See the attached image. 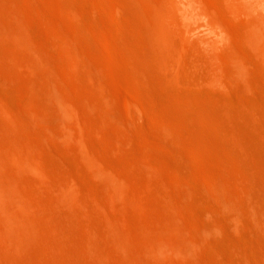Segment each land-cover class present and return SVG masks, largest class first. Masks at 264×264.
Here are the masks:
<instances>
[{
	"label": "bare ground",
	"instance_id": "bare-ground-1",
	"mask_svg": "<svg viewBox=\"0 0 264 264\" xmlns=\"http://www.w3.org/2000/svg\"><path fill=\"white\" fill-rule=\"evenodd\" d=\"M69 1L0 0V83L9 81L7 86L11 87V84L16 85L18 81L22 85L21 88L26 90L24 92L27 95H25L26 98H22L24 104L18 106L17 109L12 108L14 106L10 107L11 105L0 107L5 116L1 114L4 119L0 120V223L12 234L4 236L6 246L23 253L24 249L30 248L31 250L32 242H37L39 245L36 244V246H39L41 250L37 252L39 256L42 252V257L37 258L31 255V250L29 254H24L25 258L22 259L21 264H51L52 262L65 264L63 259L65 253L64 255L61 253L71 250V247H68L69 250L65 248L67 239L60 241L61 238H55V236L67 235H64L66 230L60 216L64 210L61 211L60 207L67 205V208L71 206V209L75 210V207L79 206L83 208L86 217L87 213L90 214V210L85 208L86 201H83L79 185L74 179L62 180V176L58 179L59 182L55 179V182L52 181L53 168H50L45 151L36 141L39 139H36L34 135H32L34 140H31L30 136V141H23L19 138L17 131H25V127L28 126L30 129V124L33 123L53 144L58 146L72 144L77 151L78 158L86 167L84 169L88 173V178L91 180L95 178L97 181L95 190L99 199L94 202V206L104 210L110 221L99 222L93 226L89 223V227L86 226L85 221H82L85 222L84 227L89 228L90 233L86 229L89 235L85 239L82 238L84 240L79 235L78 238L81 239L79 241L82 243L75 239L77 243L85 247V251L88 248L86 252L91 258L89 264H105L104 260L110 256L109 251L103 249L107 242L117 245L122 257L127 258L125 263L128 264H152L154 260L161 264H221L216 260H214L216 262L211 261L212 256L214 259L225 256L224 252L222 253V250H218L214 245L217 237L226 236L230 231L238 232L240 227L246 225L248 227L264 225V183L262 182L264 160L259 159L258 153L253 156L254 160L250 166L251 161L246 164L241 160L245 165L242 164L236 152L249 155L250 146H252V143L249 144L248 141L249 146L246 141L248 138L246 132L250 133L246 128L249 129V126L246 124L248 126L246 127L244 123H241L245 130L238 127L224 129L222 123L228 121L224 117L225 113L227 112V116L230 112L222 113L229 104L225 105L226 101H224L226 106L224 108V105H221L223 101L216 103L215 108L218 109V105L222 106L218 109H222V112L218 113L224 115L222 118L224 117L226 121L221 120L217 110L213 109L210 101L200 93L203 92L199 91L200 85L199 88L196 83L195 85L191 83L192 86L199 88L198 90L195 88L196 91L193 92L185 90V86L191 82V76L188 77L189 71L193 72L190 75H194L197 71L195 69L200 66V70L202 69L200 72L204 74L203 67L206 69V66L203 64L206 65L213 59L215 63L218 61L219 56L216 54L218 58H215L211 49L212 45H207V49L211 47V50L207 52L212 51L213 54H209L214 56L208 63H204L207 60L202 61L201 57L199 60L197 58L198 61L195 59L197 56L193 57V54L199 50V47H197L198 50L195 49L196 46L210 38L219 45L221 50H224L221 52L225 53L223 58H219L222 62L226 58L225 65L220 64L221 67H219L224 72L222 75L227 69V74L221 76V79L228 80L224 77L228 76L229 81L233 80L229 82L230 84L235 80L236 85L237 80L239 84L241 83L240 86L245 84L238 78H243L241 80L247 78L246 80L252 83L251 80L249 81L251 75L249 69L254 66L248 68L247 61L248 66L245 67L248 55L245 56L241 49L247 53L245 46L250 47V54L255 52L253 56L257 55L254 58L257 56L261 59H259V64L262 69L264 66L261 65V62L264 63V0H93L96 4L95 9H98L100 14L90 13L83 7L70 4ZM40 2L49 13L48 16L46 15L48 18H43L48 19V25H45L49 28L41 27L44 26L43 23L41 26L36 23L38 18L46 14L44 7L42 8L44 12L40 9ZM224 12L227 14L229 12L232 17H235L234 20L241 19V24L237 26V29L229 25L230 22L228 23L226 18L231 21V15L226 16ZM51 13L58 14L59 17L52 16ZM105 16L107 19L111 18L112 22L109 23L110 20L107 22ZM51 32L63 36L62 42L55 43L56 45L58 43L60 50L53 46L55 44L49 35L52 34ZM83 34L87 36L93 34L97 39L92 40L91 35L87 37ZM128 34H136L137 38L131 39ZM224 34H230V36ZM232 36L242 42L241 49L237 50L240 48V42L236 40L239 47L235 49L237 46L235 42H232L234 47L230 44V40L226 39ZM54 47L59 50L57 54L51 50H54ZM194 49L196 51L193 53ZM197 53L199 56L201 51ZM203 54H201L202 58ZM125 55L130 58L127 59ZM199 61L203 64L200 62L202 65H197ZM209 67L211 68V65ZM209 67L207 68L210 72L214 73ZM245 68L247 74H245ZM197 72L195 76H200L196 75ZM211 73L207 75L208 81L211 79L209 78ZM204 75L206 76V73ZM11 79L15 81L10 83ZM196 79L198 84L201 83L198 78ZM207 79L205 77V80ZM205 80L203 78L201 81L205 82ZM215 80L218 81L217 78ZM225 80L222 79V81ZM248 82L246 84L249 88L251 83L248 84ZM152 83L166 89L173 99L166 95L156 96L150 85ZM212 84L214 86L215 83ZM254 84L251 85L255 89L260 88L257 81L255 85L259 87ZM15 85L12 87H17ZM21 85L18 86L17 91L22 90ZM191 85L189 87H192ZM207 85L212 88L209 83ZM235 85L234 90L236 91ZM225 86L217 85L216 87L221 90ZM243 86L240 88L243 89ZM208 87H206L207 90L205 89L206 92L212 90H208ZM253 87L251 90H254ZM123 89L128 91L127 95L121 93ZM226 89L229 88H223L224 91ZM24 92L22 91L23 95L18 94V96L24 97ZM249 92L252 91L249 90ZM217 93L222 97V94ZM217 93L215 92L216 97H213L216 100L218 97L221 98L217 96ZM245 96L248 98V95L245 94ZM231 98L230 100H233L234 97ZM237 99L243 101L240 95ZM145 103L152 105L155 109L150 116L146 112ZM242 104L244 105L241 102V106ZM249 104L246 103V107L253 109L258 103L252 105L250 100ZM120 105L124 108L123 111ZM251 109H249L251 113L257 112ZM126 111L138 120L148 118L151 126L149 128H152L153 135H155L151 138L152 132H150L149 135L143 137L144 143L147 144L146 147L148 146L151 151L140 152L137 163L138 166L147 168L151 177L146 178L138 188H134V181L129 174L119 171L96 156L91 151L86 137L90 133H96L97 136L98 133L105 136H112L115 133L114 136H116V126L123 128L124 124L127 125V122H123L126 120L123 118ZM240 118L243 120L242 116ZM262 119H264L263 116ZM256 120L258 116H255ZM248 122L254 124L253 119ZM262 122H258L255 128L252 124L250 127L257 131L260 123L263 127ZM226 124L225 127H228ZM122 128L119 129V133ZM260 130L262 128H259ZM229 131L236 137V141L227 138ZM253 134H250L252 138L249 136L251 142L256 133ZM117 136L116 139H119ZM257 136L259 140L258 131ZM113 140L116 142L115 139ZM95 141L96 144L101 142L100 139ZM262 144L264 141L261 142ZM256 147L257 144L251 150ZM252 152L254 153V150ZM152 156L157 162H152ZM54 169L57 170L56 167ZM153 184L167 186L170 198L165 208L168 213L161 217L162 226L157 230L151 229L147 224L141 226V234L145 240L141 243L138 240L139 236L137 237L134 233L132 215L134 211L146 214L147 191ZM199 186L206 190L211 199L210 202L207 201L209 197H206V201L201 198ZM200 205H205V207L200 208ZM69 209L68 211L71 210ZM69 214L75 216L72 213ZM96 214L98 215L97 211ZM68 216L62 214L63 222L68 223L67 227L65 226L67 229L72 223L70 221L73 220L71 216L72 220ZM85 216L79 217H83L84 220ZM65 217L70 218L67 223ZM74 219L78 220L77 217ZM73 226H76V222L70 228ZM121 227L126 228V234L122 233ZM70 228L69 232L72 231ZM73 231V234H79L78 230H76L77 233ZM256 231L258 234V230ZM241 232L243 231H239ZM74 237L77 236L72 238ZM250 239H252V234ZM75 246L80 248L75 249L82 251L81 246ZM257 246L260 247V245ZM237 248H234L233 257L237 256L236 250L239 251ZM72 250L75 252L74 248ZM257 252L260 255L262 251ZM244 253L241 252L245 256ZM76 254L74 256L72 252L69 253L72 258L74 256V259L68 257V260L72 259L73 264L78 262L80 264L82 259ZM207 254H211V257L207 256L208 260L205 258ZM112 256L114 257L113 254ZM81 262L83 264V261ZM263 262L262 259L261 264ZM245 263L248 264L247 261Z\"/></svg>",
	"mask_w": 264,
	"mask_h": 264
},
{
	"label": "rangeland",
	"instance_id": "rangeland-1",
	"mask_svg": "<svg viewBox=\"0 0 264 264\" xmlns=\"http://www.w3.org/2000/svg\"><path fill=\"white\" fill-rule=\"evenodd\" d=\"M54 1H57V0H54ZM67 1H69V0H67ZM81 0H70L69 1V3L70 4H74L75 6H79V7H83L84 9H86L88 12H94V13H97L98 12V14H100V12L98 11V9H95V7H96V4L94 3V1L93 0H82L81 2H80ZM222 4L224 3L223 1L221 2ZM39 6H41L40 7V9H42L43 7H44V9L46 8L45 6H43V4H42V2H40L39 3ZM89 6V7H88ZM222 6H225V5H222ZM94 7V8H93ZM89 8V9H88ZM222 8H224V7H222ZM44 9H42V11L44 12ZM91 9V10H90ZM94 9H95V11H94ZM223 10H225V9H223ZM225 12H227V11H225ZM224 12V14L226 15L227 13H225ZM44 13H46L42 18H38V20L36 21V23L39 25V26H41L42 25V23H43V25L44 26H41V27H43V28H46L47 26L46 25H48V22L49 21H47L48 19H43V18H48V17H46V15L48 16V11H47V9H45V12ZM51 15L52 16H58V14L56 15H53L52 13H51ZM95 15V14H94ZM229 15H231L229 12H228V14L226 15V16H229ZM226 16H225V18H226ZM59 17V16H58ZM58 17H55V18H58ZM232 15L230 16V19H231V21L230 20H228L227 18H226V20H227V22L229 23V25L232 27V28H238L239 26H240V24H241V19L239 18V19H233V18H235V17H232ZM43 19V20H42ZM105 19H107V17L105 16ZM84 20H86V19H84ZM108 20H110V22L108 21ZM237 20V21H236ZM42 21V22H41ZM44 21H45V23H44ZM107 22H109V23H111L112 21H111V18H109L108 17V19L106 20ZM41 22V23H40ZM46 24V25H45ZM68 25H70V22L68 21ZM46 26V27H45ZM86 26V25H85ZM84 26V27H85ZM238 26V27H237ZM47 28H49V27H47ZM86 30H87V27L85 28ZM85 29H83L84 30V32L86 33V30ZM52 33V32H51ZM50 35V37L52 38V40H53V44H55L57 41H58V43H60V42H62L63 40H64V38H63V36L62 35H60V34H55V32H53L52 34H49ZM83 35H85V36H87L86 34H83ZM92 37H91V39L93 40H96L97 38L95 37V35H93V34H90ZM90 35L88 34V36L90 37ZM212 35V34H211ZM224 35H226V34H224ZM230 36V34H227L226 36ZM62 36V37H61ZM87 36V37H88ZM128 36L131 38V39H136L137 38V35L136 34H128ZM61 37V38H60ZM234 37L232 36L230 39L229 38H227L226 37V39H228V40H230V44H232V46H234V44H235V49H237V47H239L238 45V42H240V40L239 39H237V38H234ZM57 39V40H56ZM228 40H226V41H228ZM238 42H237V41ZM229 42V41H228ZM232 42H235L234 44L232 43ZM236 42H237V44H236ZM58 43H57V45H58ZM52 44V45H53ZM240 48H238L237 50H239V49H241L242 48V42H240ZM56 44L55 45H53V46H56L57 47V49H59L60 50V46L58 47ZM207 45H212L210 48L212 49V51L214 52V54H215V58H218L217 57V55L219 56V58L221 59V58H223L224 57V55H225V53L224 52H221V51H224L223 49L221 50V48L219 47V45L217 44V43H215L211 38L210 39H208L207 41H205V42H203V43H200V45H197L196 46V50H198V48L197 47H199V50L197 51V52H200L201 51V53H199V56H198V53L196 52L195 54H193V57H195V56H197V57H195V59H196V61H198L199 60V57H201V59H203L202 61H204V60H207V61H204V63H208V61H211L212 59H213V57L212 56H210V54H213V53H211V52H207V51H209V49H207ZM53 46L51 47V48H53ZM56 47H54V50L53 49H51L55 54H57V52L59 51V50H56L55 48ZM246 48L248 49V50H246ZM193 50V53H194V51H196V50ZM204 49H207L206 51H204ZM210 49V50H211ZM56 50V51H55ZM251 49H250V47H246L245 46V51L247 52V53H244V51L241 49V51L243 52V54L245 55V56H247L248 55V57H246L247 58V60H245V64L247 63V61H248V63L247 64H249V67L248 68H251L252 66H254V68L252 67L251 69H249V70H251V72L249 73V74H253L252 75V77H251V75L249 76V81L251 80L252 81V83L251 82H248V80H246L245 78H244V80H241V79H243V78H238V80L240 79V81L242 82L243 81V83L245 84L243 87V89H241L240 87H242V86H240V84L238 83V81L236 80V85H235V80H234V83H229V82H233V80H231V78H230V80L231 81H229V77L228 76H224V77H226V79H228V80H225L224 78H222L223 80H225V81H222V79H221V76H223V75H226L227 73V69L225 70V68L224 67H222V69H224L225 70V74H223L222 75V73H224L222 70H221V68L219 69V67H221V65L222 64H224L225 65V63H224V61H225V59H224V61L222 62V61H220V59L218 58V61L215 63L214 62V60L215 59H213V61H211V62H209L210 63V65H211V68L209 67L210 65H209V63L208 64H203V62L202 61H199L198 63H196L197 65H204V66H206V69H205V67H203V69H204V74L206 73V76L203 74V72L201 73L200 71H202V69L200 70V66H198L197 67V65H196V67H197V69H195V70H197V71H195V72H197V74L196 75H200L201 77H203L204 78V80H205V77H206V79H207V75L209 76V74L208 73H211L210 72V70L207 68V67H209L210 69H212L211 71L212 72H214V73H211V75H210V77L209 78H211V79H209V81H208V79L207 80H205V82H202L203 81V78H201L200 76H195V72H194V75H190V74H193V72L191 73V71H189L190 72V74L188 75V77H190V84L189 85H187V86H185L186 87V89L185 90H187V91H189V92H193L194 90H195V88H196V90H198L199 88H200V86H201V88L199 89V91H203V92H200L205 98H207L206 100H208V101H210V103H211V106L213 105V109H215V110H217V114H219V116H220V118H221V120H224V117H225V119L227 120L228 119V121H226V120H224V121H226L225 123H222L223 125H224V129H226V130H229V129H232L233 127H238V128H243L242 127V124L241 123H244V126H246V124L249 126H246V127H248L249 129H247L246 128V130L247 131H250V133L249 134H247L248 132H246V136L248 137V138H246V141H247V144H248V141H249V144H251L252 143V146H250L249 144V146H250V153H249V155H246V154H242L241 152H240V154H241V157H240V154H239V151H237L236 153H238L237 154V157H238V159L240 160V162L242 163V161H244L246 164H248L249 163V161H251L250 162V164H249V166L251 165V163H252V161L254 160V158H253V156L254 155H257L258 153H259V159L261 160V158H262V160H264L263 159V157H264V152H263V148H264V144H262L261 145V142L263 143V141H264V119H262V116H263V118H264V70H262L263 69V67H262V69H261V67H260V60L258 59V57L256 56V58H254V56L255 55H257V54H255L254 56H253V53H255V52H253V50H252V52L253 53H251L250 54V51ZM203 52H205L204 54H203ZM210 53V54H209ZM128 55H129V53H127ZM201 54H203V58H202V55ZM207 54H209V55H207ZM217 54V55H216ZM227 54V53H226ZM247 54V55H246ZM195 55V56H194ZM201 55V56H200ZM127 55H125V57H126ZM205 56V57H204ZM208 56H210V57H208ZM221 56V57H220ZM223 56V57H222ZM251 56V57H250ZM130 57H128L127 56V59H129ZM197 58H198V60H197ZM207 58H209V59H207ZM212 58V59H211ZM200 59V60H201ZM258 59V60H257ZM222 62V63H220V62ZM250 61V62H249ZM254 63H253V62ZM256 61H258L257 63H256ZM200 62H202V64L200 63ZM219 62V63H218ZM252 62V65H250V63ZM213 63V64H212ZM256 63V64H255ZM215 64V65H214ZM221 64V65H220ZM245 65V67L247 68V66L248 65ZM220 65V66H219ZM261 65H264V63L263 62H261ZM213 66H214V68H213ZM251 66V67H250ZM201 67V68H202ZM218 67V68H217ZM226 67V66H225ZM246 68H245V74H247L246 72ZM199 69V70H198ZM209 70L208 71V73L206 72V70ZM214 69L216 70V71H214ZM217 69H218V71H217ZM248 70V69H247ZM219 71L221 72V73H219ZM216 72H217V74H216ZM202 75H201V74ZM213 74H214V76H213ZM221 74V75H220ZM215 75H217L216 77H215ZM220 75V77L218 78V76ZM194 76V77H193ZM247 77H248V75H246ZM245 76V77H246ZM254 77H256L255 79H254ZM196 78H198L199 79V82H201V83H199L198 84V80L196 79ZM217 78L218 79V81L217 80H215V79ZM251 78V79H250ZM220 79V80H219ZM254 79V80H253ZM12 81L10 82V83H13V81H15V79H11ZM193 80H195L194 82H193ZM202 80V81H201ZM206 81L209 83V86H212V88H209L208 87V83H206ZM220 81V82H219ZM224 82V83H227L228 85H224V83H222V82ZM227 81V82H226ZM248 82V84L249 83H251V84H256V81H257V84L258 85H260V88H257V89H255L251 84H249V88H248V86H247V82ZM254 81V82H253ZM211 82V83H210ZM260 82V83H259ZM4 83V84H3ZM3 83H0V84H2V85H0V107L2 106H10V107H12V106H14V107H12V108H18V106H21L22 104H24V99L22 100V98H26V93L24 92V91H26V90H23V88H21L22 87V85L18 82V81H16V85H17V87H12V86H14V85H12L11 84V87H10V85L9 86H7V84L9 83V81H7V83L6 82H3ZM6 83V84H5ZM15 83V82H14ZM19 83V84H18ZM191 83H192V85H195V83L197 84V86H199V88L196 86V87H194V86H192L191 85ZM203 83V85H205L206 87H208V90H210V89H212V90H210V91H208V92H206V87L205 86H203V85H201ZM205 83V84H204ZM212 83H215L214 84V86H213V84ZM219 83V84H218ZM222 83V84H221ZM242 83V84H243ZM235 85V89H236V91L234 90V85ZM239 84V85H238ZM254 84V85H255ZM15 85V86H16ZM19 85H21L20 86V89H22V90H20V91H17L18 90V86ZM151 85V87L153 88V90L155 91V93H156V96H169V97H171L172 98V96L170 95V93L166 90V89H163V88H161V87H159L157 84H154V83H152V84H150ZM192 86V87H189V86ZM219 86V87H221L222 85L223 86H225V87H223V88H229V89H226V91H224L223 90V88L220 90V88L218 87H216V86ZM230 85H232L233 86V90H231L232 89V86L230 87ZM258 85H255V86H258ZM4 86H6V87H4ZM240 86V87H239ZM246 86H247V91L245 90L246 89ZM205 87V88H204ZM216 87V88H215ZM254 88V90H251V88ZM259 87V86H258ZM16 88V89H15ZM187 88H190V89H187ZM194 88V89H193ZM198 88V89H197ZM203 88H204V90H203ZM191 89H192V91H191ZM195 90V91H196ZM228 90V91H227ZM249 90L250 91H252V92H249ZM22 91L24 92V97H21V95H19L18 96V94H22L23 95V93H22ZM236 92L237 94H238V91H239V94L238 95H236V93H234V92ZM21 92V93H20ZM198 92V91H197ZM216 92H219L220 94H222V97L224 96V100L222 99V97L217 93V96H220L221 98H217V100H216V98L214 99L213 97L215 96V94L214 93ZM224 92H226V93H224ZM121 93H126V95H127V93H128V91L127 90H125V89H123V91H121ZM230 94H231V97H234L233 98V100H230ZM245 94L246 95H248V98H247V96H245ZM256 94H257V96H256ZM26 95V96H25ZM123 95H125V94H123ZM125 95V96H126ZM239 95L242 97V100L243 101H241V99L239 100V99H237V98H239ZM243 95H244V97H246V98H244L243 97ZM258 95H260V97H258ZM216 97V96H215ZM251 97V98H250ZM255 97H258L257 99L255 98ZM19 98H21V99H19ZM253 98V99H252ZM173 99V98H172ZM232 99V98H231ZM237 99V100H236ZM246 99H247V101H246ZM255 99L257 100L256 102H255ZM16 100V101H15ZM223 101V104L221 103V101ZM227 100H229V101H227ZM239 100V101H238ZM251 100V104L253 105V104H255V103H258V104H260V105H258V104H255L252 108L253 109H251V107H249L250 106V104H249V101ZM253 100V101H252ZM216 101V102H215ZM219 101H220V103H221V105H224V101H226V103H225V105H227V103L229 104L228 105V108H226V106L224 105L223 107L224 108H226L224 111H223V113L222 114H224L226 111H228V113L230 112V114H228L227 116H226V114H227V112L225 113V116L224 115H220V113L222 112L221 110L222 109H220V110H218L219 108H222V106L220 107L219 105H218V109H217V107L215 108V105L217 106V104L216 103H219ZM238 101V102H237ZM23 102V103H22ZM213 102V103H212ZM241 102L242 103H244V105L242 104V106H241ZM18 103L20 104V105H18ZM232 103V104H231ZM246 103H247V105L249 104V106H247L248 107V110H247V107H246ZM261 103H262V105H261ZM148 104V103H147ZM146 103L144 104L145 105V109H146V112L148 113V116H150L151 114H153V112H154V108L152 107V105H147ZM236 104H237V106H236ZM231 105V106H230ZM257 105V106H256ZM125 106V104L123 105V107ZM122 107V105H120V109L122 110V109H124V108H121ZM230 107V108H229ZM241 107H242V110H241ZM237 108V109H236ZM240 108V109H239ZM249 109H251V110H254L255 112L257 111H260V113H254V112H252V113H254L255 114V116L257 117L258 116V120L260 119V116H261V119L258 121V120H256L255 121V116H253L254 114H252L251 113V111H249ZM125 110H126V108H125ZM123 111V110H122ZM220 111V113H218ZM242 111H243V113H242ZM249 111V112H248ZM262 112V113H261ZM242 113V114H241ZM246 113H247V115H246ZM250 114V117H252V118H250L248 115ZM1 114H2V116H4V114L1 112V110H0V120H1V118L2 119H4V117H1ZM257 114V115H256ZM230 115V116H229ZM245 115V116H244ZM252 115V116H251ZM222 116H224L223 118H222ZM240 116H242V118H243V120H245V119H247L246 121H244L243 122V120L240 118ZM247 116L250 118H247ZM239 117V118H238ZM123 118H125L126 120H123V122H127V125L126 124H124V126H123V128L122 127H119V126H116V129H117V134H116V136H117V138H119V139H116V136H114V134H112V136H105V135H102V134H100V133H98V136H97V134L96 133H90V134H88L86 137H87V140L89 141V146H90V149H91V151L96 155V156H98L103 162H107L108 164H111L112 166H114L116 169H118L119 171H121V172H125V173H127V174H129L131 177H132V179H133V181H134V188H138L139 186H141L144 182H145V180H146V178H150L151 177V174H150V172H149V170L147 169V168H142V167H140V166H138V160H139V153L140 152H142V151H151V149H149L148 148V146L146 147V145L147 144H145L144 142V139H143V137L145 136V135H149L150 134V132H152V128H149V127H151L150 126V122L148 121V118H140L139 120L137 119V117H135V116H130V114L128 113V111H126V114L123 116ZM238 118V119H237ZM240 119V120H239ZM253 119V122H254V124H252V123H249L248 121L250 120V122H251V120ZM257 119V118H256ZM262 120H263V122H262ZM146 121V122H145ZM262 122V125H263V127H261V123L259 124V126L257 127L258 129H257V131H258V134H259V140H260V142H259V140H257V131H255V130H253L257 125H258V122ZM256 122H257V125L255 126V124H256ZM143 123V124H142ZM227 123V124H226ZM228 123H231L230 125L228 124ZM249 123V124H248ZM149 124V125H148ZM225 124L226 125H228V127L226 126L225 127ZM250 124H252L253 125V129H252V127H250ZM18 125H21V124H18ZM117 125V124H116ZM147 125V126H146ZM221 125V124H220ZM223 125H222V127H223ZM126 126V127H125ZM146 126V127H145ZM231 126V127H230ZM22 127V126H21ZM21 127H19V128H21ZM132 127H134V128H132ZM137 127V128H136ZM16 128H18V126L16 127ZM24 128V127H23ZM26 129H25V131H20V130H18V129H16V131H17V134L18 135H20L19 136V138L20 139H22L23 141H30L29 139L32 137V135H34L35 136V138L36 139H39V141L38 140H36L37 142H38V144L40 145V147L45 151V153H46V159H47V162L49 163V165H50V168H53V176H52V181H54L55 182V180H57L58 181V179L59 178H62V176H63V178H62V180L63 179H66V178H71V179H74L76 182H77V184L79 185V189H80V194H81V197H82V199H83V201L85 202L86 201V207L85 208H87V209H89L90 210V214H88L87 213V217L85 216L86 215V213L84 212V210H83V208H81V210H80V208H79V206H78V208L77 207H75V210H74V208H73V210L71 209V206H69L68 208H67V205H61V211H63L64 210V212H61V221H62V224H63V226H64V228H65V230H66V233H64V235H66V236H63V237H57V236H55V238H61L60 239V241H62V240H65L66 241V239H67V241L65 242V241H63V243L65 242V248L67 249V250H69L68 249V247L70 246L71 247V250H69V251H71L73 254H74V256H75V254H76V252H77V254L78 253H81L80 255L78 254H76V256H79L80 257V259H82L81 261H83V264H84V262H85V264H89V262L91 261V258H90V256L88 257V253L86 252L87 250H88V248L86 249V251H85V247H83L82 245H80L79 243H82V241L80 242L79 241V239L80 238H78V237H80L79 235H81V239L82 238H86V237H88V235L89 234H87V231H89V228H86V227H84L86 224H85V222L87 223V227H89V225L91 224L92 226H93V224H98L99 222H103V221H110V218H109V216L105 213V211L104 210H100V209H97L95 206H94V202L95 201H97V199H99V196H98V194H97V192H96V186L95 185H97V181H96V179L95 178H93L92 176H90L89 175V177L90 178H93L92 180L91 179H89L88 178V173H87V171L85 170L86 169V167L84 166V164L80 161V159L78 158V154H77V151L75 150V148L72 146V144H67L66 146H58V145H55V144H53L52 142H51V140L49 139V138H47L45 135H43L39 130H38V127H37V125H34L33 123L32 124H30V129H29V126L28 127H25ZM27 128H28V130H27ZM120 128H122V134H121V132L119 133V129ZM133 130H132V129ZM259 128H262V130H260V131H262V132H260L259 131ZM136 129V130H135ZM147 129H151V131H149V130H147ZM33 130V131H32ZM121 130V129H120ZM243 130H245V127L243 128ZM26 131H30L29 133L28 132H26ZM32 131V132H31ZM35 131V132H34ZM148 131V132H147ZM15 132V131H14ZM19 132H21V133H19ZM26 132V135H27V137H26V135L24 134ZM134 132V133H133ZM136 132V133H135ZM260 132V133H259ZM16 133V132H15ZM15 133H14V135H15ZM37 133V134H36ZM133 133V134H132ZM255 135H254V134ZM16 134V136H18ZM29 134V135H28ZM250 134H253L254 135V139H256V141L254 140V139H252V142H251V140H249L250 139V137L252 138L253 136L252 135H250ZM22 135H25V136H23L22 138H21V136ZM122 136V138H121V136ZM138 135H140V136H138ZM31 136V137H30ZM120 136V137H119ZM151 136V138L154 136L155 137V135H153V132H152V134L150 135ZM229 136H232L231 138H229ZM250 136V137H249ZM40 137V138H39ZM153 137V138H154ZM26 140H25V139ZM34 137H32L31 138V140L33 139ZM104 138V139H103ZM121 138V139H120ZM140 138V139H139ZM227 138L229 139V140H231V141H236V137H234V135L232 134L231 135V133H230V131H229V134H227ZM96 139H100L101 140V142L99 141L97 144H99V146L95 143L96 141L95 140ZM103 139V140H102ZM113 139H115V141L116 142H114V140ZM248 139V140H247ZM34 140V139H33ZM118 140L121 142V143H123V144H121L120 142H118ZM104 141V142H103ZM109 141H110V144H109ZM254 141H255V143L257 144V147L256 148H253L252 150H251V148L252 147H255L256 146V144L254 145ZM43 142V143H42ZM102 142H103V144H102ZM258 142H259V145L261 146V148H259L260 146L258 145ZM107 145H106V144ZM113 143V144H112ZM117 145H116V144ZM144 143V144H143ZM108 146V147H106V146ZM126 145V146H125ZM47 146V147H46ZM263 146V147H262ZM60 147V148H59ZM67 147V148H66ZM73 147V148H72ZM109 148V149H108ZM103 149V150H102ZM260 149H262V150H260ZM113 150V151H112ZM254 150V153L252 152ZM258 150V151H257ZM257 151V152H256ZM106 152H108V153H106ZM252 152V153H251ZM262 154V157H261V154ZM49 154H50V157H49ZM107 155V156H106ZM109 156H112V157H109ZM56 158V159H55ZM107 158V159H106ZM112 158V160H110ZM248 159V160H247ZM59 160V161H58ZM151 160H152V162L154 161V157L152 156V158H151ZM242 160V161H241ZM247 160V161H246ZM111 161H113L112 163H111ZM115 161V162H114ZM154 162H157V160L156 161H154ZM244 162L242 163V164H244ZM82 164V165H81ZM154 165H157V163L155 164L154 163ZM245 165V164H244ZM56 167V171H55V169H54V167ZM246 166H248V165H246ZM83 167V168H82ZM85 168V169H84ZM82 169V170H81ZM146 169V170H145ZM85 171V172H84ZM60 173V174H59ZM77 173H78V175H77ZM81 175H80V174ZM86 173V174H85ZM59 174V175H58ZM66 174V175H65ZM85 174V175H84ZM169 175H171V174H169ZM264 174L262 175V182L264 183ZM55 179V180H54ZM61 180V181H62ZM59 182V181H58ZM95 184H94V183ZM93 183V184H92ZM199 191H200V194H201V198L203 199V200H205L206 201V197H209V195H208V193L206 192V190L202 187V186H199ZM45 196V195H44ZM161 197H164V198H162L161 199ZM158 198V199H157ZM169 198H170V192H169V190H168V188H167V186L166 185H164V186H157V185H155V184H153L151 187H149V189H148V191H147V201H146V214L144 213V212H133V215H132V222H133V227H134V233L136 234V236L138 237V240L141 242V243H144L145 242V240H144V237L142 236V234H141V226L142 225H146L147 224V226L148 227H150L151 229H154V230H157V229H159L161 226H162V222H161V217L163 216V215H165V214H167L168 212H167V209L165 208V206H166V204L168 203V201H169ZM166 199V200H165ZM156 200V201H155ZM158 200H160V201H158ZM163 200V201H162ZM210 197L209 198H207V201L208 202H210ZM165 201V202H164ZM155 202V203H154ZM163 202V203H162ZM61 204V203H60ZM128 204V203H127ZM93 205V206H92ZM130 205H131V203H130ZM161 205V206H160ZM65 207V208H64ZM94 207V208H93ZM203 207H205V205H200V208H203ZM64 208V209H63ZM72 210V212H71V210ZM67 209V210H66ZM68 209L70 210V211H68ZM94 209V210H93ZM78 210V211H77ZM65 211H66V214H65ZM96 211H97V213H98V215L96 214ZM77 212H78V214H77ZM91 212H93L92 214H91ZM69 213H72L73 215H75V216H71ZM95 213V214H94ZM58 214H60V213H58ZM62 214L63 215H66V216H68V214H69V216L68 217H72L73 218V220H72V218H71V220L72 221H70V222H72L71 223V225L69 224L68 225V227L70 228L71 226H72V224L74 225L75 224V222H76V226H73L72 228H70L72 231H73V228H75L76 230H78V232H79V234H73L72 233V231H70L69 232V228L67 229L66 227V225L68 224L67 223V220L69 221L70 220V218L68 219V218H66V220H65V218H64V220L66 221V223L67 224H65V222H63V220H62V218L64 217H62ZM78 215V216H77ZM81 215H83V216H85L84 217V220H83V217H79V216H81ZM94 215H96V217L94 216ZM60 216H58V217H60ZM0 217H1V215H0ZM74 217L76 218L77 217V219H78V217H79V219L78 220H76V219H74ZM100 217V218H99ZM99 218V219H98ZM60 219V218H59ZM76 220V221H75ZM82 221H85L84 223L82 222ZM89 221V222H88ZM69 222V223H70ZM74 222V223H73ZM90 223V224H89ZM89 224V225H88ZM66 226V227H65ZM245 227V228H244ZM256 229H255V228ZM252 226V225H250L249 227L246 225V226H243V227H240V229H239V231H243V232H241V233H239V231L238 232H232V231H230V232H228L227 233V235L225 236V235H223V236H220V237H217L215 240V242H216V244H214V245H216V248L218 249V250H222L221 252L223 253L224 252V254H225V256L227 257V258H225V256H223L222 255V257L221 258H219V259H217V258H215L214 259V257L212 256L211 257V254H207V255H205V258L208 260V258L209 257H211V261L212 262H219V263H223V264H231L232 262H234L235 264H244L246 261L248 262V264H261V260L263 259L264 260V258H262V257H264V251H263V249H264V225L263 226H258V227H256V226ZM0 264H21L22 263V259L23 258H25V255H27V254H29L30 253V251L32 250V253H31V255H33V256H36L37 258H38V256H39V252L41 251V250H39L40 249V247L39 246H36V244H37V242H32L31 243V250H30V248L29 249H24V252L22 253H19L17 250H15V249H12V248H8L7 246H6V244H5V242H4V240H3V238H5L4 236L6 235V236H8V235H12L10 232H9V230L8 229H6L5 227H3L2 226V224L0 223ZM79 228V229H78ZM85 228V229H84ZM74 229V231L73 232H75L76 230ZM86 229H87V231H86ZM121 229V231H122V233H124V234H126V232H127V230H126V228L125 227H121L120 228ZM245 229V230H244ZM249 230L251 231V232H249ZM254 230H255V234H254ZM256 230H258V234L260 235V236H258V234H257V231ZM72 233V234H70V236L68 235L69 233ZM263 231V232H262ZM5 232V233H4ZM232 232V233H231ZM246 234H245V233ZM3 233V234H2ZM76 233H77V231H76ZM89 233H90V231H89ZM234 233H236V234H234ZM239 233V234H238ZM244 233V234H243ZM252 234V239H250L251 238V234ZM247 234H248V236H247ZM63 235V234H62ZM72 235V236H71ZM87 235V236H86ZM54 236V235H53ZM73 236H77V237H74V239L76 238V239H78L77 241L79 242V243H77V241H76V239L74 240L72 237ZM242 236V237H241ZM245 236V237H244ZM250 236V237H249ZM254 237H256V239L258 240H256ZM258 237V238H257ZM63 238V239H62ZM69 238V239H68ZM70 238H72L71 240H70ZM220 238V239H219ZM226 238V239H225ZM245 238H247L248 240H246ZM80 239V240H81ZM84 239H82V240H84ZM219 241H218V240ZM69 240L72 242V244H70L71 242H69ZM243 240H245V242L243 241ZM229 241V242H228ZM69 242V243H68ZM217 242H219V243H217ZM233 243H235V245L233 244ZM254 243H255V245H254ZM66 244H67V246H66ZM79 244V245H78ZM229 244V245H228ZM33 245V246H32ZM37 245H39V243L37 244ZM75 245H77V246H81V252H80V250H77V249H80L79 247L77 248ZM218 245V246H217ZM254 245V246H253ZM257 245H260V247H258ZM73 246H75V247H73ZM83 247V248H82ZM238 247V248H237ZM74 248V250H75V252L72 250ZM75 248H77V249H75ZM101 248H103V245H101ZM233 248V250H231ZM234 248H237L239 251H237L236 250V252H245L244 254H245V256L243 255V254H241V252H240V254H238V253H236V255L237 256H235V257H233L235 254H234V252L233 251H235V249ZM252 248V249H251ZM257 249V250H255L254 251V249ZM8 249V250H7ZM10 249V250H9ZM105 251H109V253H110V256L108 257V258H106L105 260H104V262H105V264H128V263H125V261L127 260V258H124L125 256H123L122 257V253H121V251H120V249H118V247H117V245L115 246V244H112L111 242L110 243H105L104 244V248H103ZM260 249H262V250H260ZM36 250V251H35ZM39 250V252H37ZM66 250V251H67ZM112 250V251H111ZM115 250V251H114ZM248 250V251H247ZM252 250H253V252H252ZM69 251H67V252H63V253H61V254H63L64 255V253H65V255H64V257H63V259H64V261H65V264H73L74 263V261L72 260V259H74V256H73V258H72V255L70 256L69 255V253L71 254V252H69ZM257 251H259V252H261V254H262V256H261V254L259 255V253L257 252ZM17 252V253H16ZM69 252V253H68ZM34 253H37L36 255L34 254ZM67 253V254H66ZM233 255H232V254ZM25 254V255H24ZM41 255L39 256V257H42V252L40 253ZM83 254H84V256H83ZM88 254V255H87ZM112 254L114 255V257L112 256ZM69 255V256H68ZM8 256V257H7ZM207 256H208V258H207ZM247 256H249L248 258H247ZM4 257V258H3ZM14 258V259H12V258ZM20 257V258H19ZM68 257H71L72 259H70V260H68L69 258ZM245 257V258H244ZM255 257V258H254ZM17 258V259H16ZM114 258H116V259H114ZM230 258V259H229ZM235 258V259H234ZM257 258V259H256ZM10 259H12V260H10ZM123 259V260H122ZM126 259V260H125ZM231 259H232V262H231ZM245 259H246V261H245ZM251 261V262H249V260ZM10 260V262H8ZM17 260V261H16ZM214 260H216V261H214ZM223 260V261H222ZM228 260V261H227ZM239 261V263H238V261ZM242 260H244V261H242ZM12 261H14V262H12ZM71 261H73V263L71 262ZM80 261V264H82V262ZM210 261V260H209ZM226 261V262H225ZM259 261V262H258ZM21 262V263H20ZM230 262V263H229ZM51 263V262H50ZM234 263H232V264H234ZM51 264H58V263H56V262H52ZM76 264V263H75ZM77 264H79V262L77 263ZM152 264H161V263H159V262H157V261H152ZM245 264H247V263H245ZM262 264H264V262L262 263Z\"/></svg>",
	"mask_w": 264,
	"mask_h": 264
}]
</instances>
